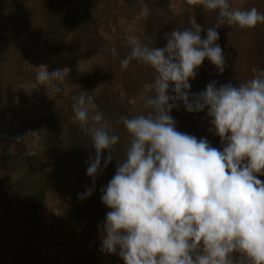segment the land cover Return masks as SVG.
Here are the masks:
<instances>
[{"label": "clouds", "instance_id": "clouds-1", "mask_svg": "<svg viewBox=\"0 0 264 264\" xmlns=\"http://www.w3.org/2000/svg\"><path fill=\"white\" fill-rule=\"evenodd\" d=\"M199 4L217 13L216 25L207 28L203 39V26L194 16L189 27L165 36L164 47L126 37L130 51L120 61L121 70L137 60L154 70L155 79L152 94L144 98L150 111L120 118L130 143L101 189V202L110 209L100 226L102 250L117 254L124 264H264V69L239 86L212 81L191 93L189 83L205 59L224 71L225 57L216 43L220 25L251 29L264 24V13L233 8L230 0ZM141 14L149 15L147 5ZM110 51L116 55L115 48ZM65 72H49L42 65L36 79L50 85L63 81ZM88 93L82 91L73 105V120L95 149L86 171L93 187L78 194L80 200L95 190L103 170L101 154L108 152L107 168L120 139ZM178 104L189 113L207 109L210 130L222 149L177 129L170 113ZM237 253L240 259L234 260Z\"/></svg>", "mask_w": 264, "mask_h": 264}, {"label": "trees", "instance_id": "trees-1", "mask_svg": "<svg viewBox=\"0 0 264 264\" xmlns=\"http://www.w3.org/2000/svg\"><path fill=\"white\" fill-rule=\"evenodd\" d=\"M170 4V0H0V11L6 18L0 28V146L11 141L21 143L32 133L38 148L54 161L49 173L48 165L36 156L0 154V171L6 173L0 179V264H62L38 251L54 230L39 216L48 192L58 195L68 206L77 228L76 240L92 251L71 256L70 264H98L93 252L101 247L100 226L110 210L101 202V189L114 176L116 163L125 158L130 143L120 118L150 111L144 98L152 94L146 88L155 79L154 70L137 60L121 70L120 61L128 55L130 46L128 35H120L117 24L141 16V8L147 5L149 15L138 20V32L133 35L149 47H164L165 36L176 28L189 27L193 16L203 26L202 39L207 28L217 23V13L204 9L199 0L189 5L190 15L177 21L170 17ZM252 7L264 13V0H244L240 8ZM217 32L216 43L223 50L226 67L220 73L205 59L190 83L191 93L203 91L212 81L218 86H239L264 69V24L241 29L225 23ZM112 48L116 49L115 56ZM99 52L104 54L103 63L67 96L47 101L30 89L38 82L40 66L47 65L49 72L66 69ZM50 85L60 88L58 81ZM82 91L94 97L97 110L120 139L107 168H103V161L108 152L101 154L103 170L97 174L95 190L80 200L78 194L93 187L86 171L89 158L95 155L90 136L73 120L74 98ZM206 113L207 109L189 113L178 104L170 115L179 131L207 138L212 147L222 149L219 137L210 130ZM239 259L240 255L234 254V260Z\"/></svg>", "mask_w": 264, "mask_h": 264}, {"label": "rangeland", "instance_id": "rangeland-1", "mask_svg": "<svg viewBox=\"0 0 264 264\" xmlns=\"http://www.w3.org/2000/svg\"><path fill=\"white\" fill-rule=\"evenodd\" d=\"M184 1L186 4H184ZM197 0H170V14L173 20L177 21L185 15H190L192 10L189 7ZM244 0H231L233 8H240ZM141 15L131 21L121 20L117 24L120 35H133L139 29L138 20L144 18ZM5 15L0 11V28L5 23ZM113 33V31H112ZM104 36V35H103ZM104 38H107L105 35ZM107 40V39H106ZM104 61V54L99 52L87 60L74 62L65 72V79L60 81V90L56 91L51 85L42 86L39 82L32 85L31 90L38 92L47 101L67 96L72 90L78 87L81 80L88 76L91 70ZM192 80L189 81L191 83ZM149 90V88H146ZM0 154L19 155L22 157L36 156L42 163L48 165L47 171L51 173L54 161L42 153L38 148V142L35 135L26 136L21 143L6 142L0 146ZM6 173L0 171V179H4ZM39 216L46 226L53 227V234L49 237L48 243H42L38 251L52 259H58L62 264H70L71 256H84L87 252H92L91 248L83 245L76 240L77 228L70 215L68 206L61 201L58 195L48 192L45 195L44 202L39 210ZM94 258L98 264H124L123 260L117 254H108L101 247L93 252ZM75 262H78L75 260ZM76 264V263H74Z\"/></svg>", "mask_w": 264, "mask_h": 264}]
</instances>
